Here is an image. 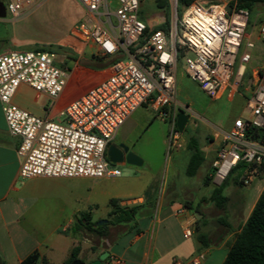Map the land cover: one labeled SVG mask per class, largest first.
Instances as JSON below:
<instances>
[{"label": "built area", "instance_id": "built-area-1", "mask_svg": "<svg viewBox=\"0 0 264 264\" xmlns=\"http://www.w3.org/2000/svg\"><path fill=\"white\" fill-rule=\"evenodd\" d=\"M40 1L5 0V12L18 17ZM75 1L84 12L77 29L96 46L97 54L110 62L105 79L59 111L64 123L34 115L12 102L21 83L50 97L63 90L68 68L56 63L55 52L27 49L0 53V104L9 133L19 137L15 153L21 179L119 176L120 170L108 161L106 149L119 126L141 105L168 121V147L178 146L182 132L176 128L177 113L186 115L185 126L196 127L201 119L176 100L178 59H183L187 77L216 99L224 91L233 93L240 84L254 46L246 37L249 10L238 7L235 0L208 5L193 0L181 6L179 17L173 14L177 0H168L172 17L165 29L156 28L162 22L149 25L139 18L141 0ZM256 23L258 37L264 42V16ZM250 80L246 116L234 117L228 127L212 125L209 129L211 139L219 143L210 163V176L217 184L238 165V181L243 186L264 172V70L255 72ZM191 234L189 225L182 227L184 238ZM203 257L197 255L190 264H199ZM118 262L111 257L100 264Z\"/></svg>", "mask_w": 264, "mask_h": 264}, {"label": "crops", "instance_id": "crops-1", "mask_svg": "<svg viewBox=\"0 0 264 264\" xmlns=\"http://www.w3.org/2000/svg\"><path fill=\"white\" fill-rule=\"evenodd\" d=\"M45 1L41 0L35 7L18 17H12L6 13L5 17L0 18V30H4L3 33L0 31V53L22 50L27 47H63L71 51L72 55L67 62L68 78L63 90L57 96L50 97L44 93H38L25 83L19 84L12 96V102L19 108L37 116L54 119L58 117L59 111L66 104L107 77L109 59L98 55L96 46L77 29V25L83 19L84 12L75 0H69L77 7V16L72 27L67 30V35L61 33L60 29L57 32L46 33L42 37L28 32L26 27L33 18L31 16L38 12ZM257 2H260L261 5L257 7L255 4L253 5L252 8L256 9L255 17L246 28V37L254 43L253 48L249 50L250 59L246 64V72L243 76L247 85L243 89L241 88L242 78L233 93L227 94L224 91L220 97L216 98L219 99L225 95L228 103L234 100L241 101L240 113H244V116H246L244 103L251 82L250 76L257 71L264 70V62L259 64L255 61L258 55L256 54L257 43L264 44L258 37L256 23L261 16H264L262 10L264 0ZM157 22L155 24L147 23L156 25ZM69 36L76 40L79 46L68 42ZM86 50L88 54L85 53ZM241 50H243V46L240 47L239 51ZM74 54H77L78 57H75ZM237 60L238 56L236 62ZM251 62L254 64H250ZM75 80L84 83V87L78 90ZM182 81L183 77L177 76L176 68L175 96L179 102L186 101L187 97V92L182 87ZM71 90L73 93H70ZM143 107L148 106H139L125 119L109 144L123 143L135 153L134 149L138 147V138L141 136H139V131L145 127ZM231 110L230 104L226 112ZM226 116L223 113L222 120L217 125L228 127L231 120L236 117L230 119ZM207 131L208 141L206 145L204 143V146H200V149L205 158L204 162L207 160V156L212 155L211 163L219 143L218 140L211 139L210 130L207 129ZM195 137L199 142L198 136ZM18 143L19 137L11 135L7 129L0 104V264H19L33 250H36L40 258H44L50 264H62L69 257L73 248L78 249L77 258L84 264H89L103 251L108 252L105 260L111 257L119 260L118 263L112 264H190L191 259L199 254L204 255L199 264H206L207 251L211 249V244L220 247L232 240L264 187V172L247 186L237 184L234 179H238L239 174L236 175L231 180V185L229 186L227 183L224 189V194L228 198L226 204H229V207L220 209V214L217 215V219L222 220L221 224L226 228L225 232L220 235L219 242L213 244L207 240V246H204L203 249L195 251L193 247L181 251L170 245L157 246V239H163L166 233L163 230L159 232L157 229L166 219L164 212L167 209L164 207L169 206L177 209L173 213L182 216L184 223L182 227L193 226L196 217L193 209L183 205L181 200L178 204L175 203L179 196L172 194V196L164 197L167 188V182L164 180L160 186L159 195L155 198L147 193L148 182L137 185L126 184L113 194L104 191L97 192L96 195L105 200L106 210L104 215H100L96 221H93L90 212L85 210L83 190L78 189L75 184V180L78 178L32 177L21 179L19 177V159L15 153ZM210 163L208 169L211 172ZM208 175L210 176V173ZM182 186L186 187L189 194L190 187H187L186 184ZM238 187H244L246 190H239ZM229 194H233V197H228ZM244 195L251 197V201L246 207H243ZM189 196L193 201L190 194ZM110 199L115 200L114 205L109 204ZM115 206L138 207L132 220L108 224L107 235L97 238L96 243L89 244L88 240L82 237L85 230L78 228V220L83 221L84 217L91 222L101 219L108 220L114 216L112 212ZM198 215L200 216L199 213ZM136 216L147 222L145 228L140 230L135 227ZM154 225L157 226L154 228ZM134 229L135 232L130 238L128 234Z\"/></svg>", "mask_w": 264, "mask_h": 264}, {"label": "rangeland", "instance_id": "rangeland-1", "mask_svg": "<svg viewBox=\"0 0 264 264\" xmlns=\"http://www.w3.org/2000/svg\"><path fill=\"white\" fill-rule=\"evenodd\" d=\"M1 1L3 3L5 2V0ZM162 1L163 7L158 8L155 5V0H141L138 11L139 18L147 21L149 24H155L157 21L162 22L161 24H164L166 21L170 22L172 17L171 7L168 0ZM197 1L202 5L220 2L219 0ZM255 5V7H257L260 6L261 3L256 2ZM255 10L256 9L254 8L250 10L248 22L252 21L255 17ZM262 10L264 11V7H262ZM181 11V5H177L175 11L173 10V14L179 17L178 13L180 14ZM76 16L77 7L69 0H46L38 9V12L31 16L33 18L29 21V25L26 29L31 34L40 37L46 33L50 34L52 32H57L58 29L61 30V33L66 34L67 30L70 29L75 22ZM0 31H2V33L4 32L3 29ZM68 42L75 46H79L78 42L70 36L68 37ZM27 49L32 50L35 48L27 47L22 50ZM49 50L55 52L57 64L67 67L69 57L72 55L69 49L56 47L50 48ZM256 51V54L258 55L255 61L261 64L264 62V44L257 43ZM85 53L88 54V51L86 50ZM74 55L75 57H78L77 54ZM185 56L192 57L191 53H186ZM63 60H65V63H63ZM255 61L253 62L256 63ZM254 63L251 62L250 64ZM183 68L184 61L182 58H179L177 61V76L183 77L182 87L187 92L186 101H183V103L187 104L201 118L200 121H197V126L188 127L186 125L184 131H182L179 136L178 146L170 148L167 143L168 122L160 119L152 109L143 107V121L145 122V127L139 131V136H141L138 138V147H135L134 149L135 154L142 159V164L140 166H133L127 163H115L114 166L120 170L119 177L78 178L75 180V184L78 189L83 190L85 210L89 211L93 221H96L100 215H104L106 210V202L96 195L97 192L104 191L113 194L116 190L126 184L137 185L142 182H148L149 187L147 193H150L151 197L155 198L158 197L160 186L164 180L167 182L164 197L172 196V194L179 196L175 200V203L178 204L181 200L183 205L193 209L196 218L193 226L190 227L192 230L191 236L189 238H184L182 235V226L184 224L182 216L173 213L174 210H177L176 208H171L169 206L164 207V209H167L164 212L166 219L157 229L159 232L163 230L166 233L163 239H157V246L163 245V247H166L167 245H170L179 248L181 251L182 249H191L194 247L195 251H197L198 249L204 248V246H201L197 238L199 233H206L207 240L214 244L219 242V237L225 232L226 228L217 219V215L220 214V209L207 200V196L213 186L218 185L216 182L212 181L211 176H209L210 180L208 181V185L204 183V176L207 174V171L211 174L208 167L212 155L207 156V160L199 166L193 176L189 177L184 172L188 159V150H186L187 137L198 136L200 146L202 147L204 146V143L206 145L208 141L207 129H210L212 125H217V123L222 120L221 117L223 113L224 116L227 115L226 117L230 119L234 116L244 117V113H240L242 107L241 101L237 102L234 100L231 103H228L225 95L219 99H212L207 96L185 75ZM75 83H77L78 90L84 87V83L80 80H75ZM241 84L242 89L247 85L244 78ZM70 93H73L72 90ZM230 104L232 110L226 112V109ZM51 120L64 123L62 117H57ZM237 173L238 172L235 170L228 176L227 183L229 186L231 185V180L238 175ZM185 184L187 187H190L189 194L193 198V201H191L186 187L182 186ZM238 189L246 190L244 187H238ZM228 197H233V194H229ZM243 200V207H246L251 201V197L249 198L244 195ZM228 205L229 204H226L225 207L228 208ZM135 223V227L141 230L145 228L147 222L144 219H138V216H136ZM156 226L157 225H154V228ZM134 232L135 229L134 231H131L128 236L131 238ZM82 237L86 238L89 244L97 242V237L93 233L85 231L83 232ZM211 246V249L207 251L206 264H221L226 254L227 243L225 246L220 247H215L212 244Z\"/></svg>", "mask_w": 264, "mask_h": 264}, {"label": "trees", "instance_id": "trees-1", "mask_svg": "<svg viewBox=\"0 0 264 264\" xmlns=\"http://www.w3.org/2000/svg\"><path fill=\"white\" fill-rule=\"evenodd\" d=\"M193 0H177V5H187ZM259 0H235L238 7H246L249 11L253 5ZM155 5L158 8L163 7L162 0H155ZM178 16L180 14L178 13ZM168 27V22L164 24L156 25V28L165 29ZM35 49L49 50L48 47H37ZM110 60L108 61V63ZM186 150H188V159L185 165V174L187 176H193L199 166L204 162L205 158L200 149V145L197 137L188 136L186 140ZM240 173V165L237 168L231 170L227 177L218 185L213 186L212 190L207 196L208 202L219 209H224L227 202V196L224 194V189L227 184L228 176L234 172ZM209 172V171H208ZM210 177L208 173L204 176V183L208 185ZM234 181L241 185L238 179ZM115 200L110 199L109 204L114 205ZM138 206L131 207H119L115 206L112 214L117 216L115 222L108 219L102 224L97 222H91L86 217L83 221L78 220L79 227L87 232L93 233L97 238H102L107 235V225L117 222H129L132 220L133 214L136 212ZM219 222L222 220L218 219ZM197 238L201 246H207L206 233H199ZM227 250L224 259L221 264H264V187L259 193L254 205L241 225L238 232H236L232 240L227 244ZM77 248H73L69 254V257L62 264H71L73 260L77 259ZM50 264L44 258H40L39 253L33 250L26 257H24L19 264Z\"/></svg>", "mask_w": 264, "mask_h": 264}, {"label": "water", "instance_id": "water-1", "mask_svg": "<svg viewBox=\"0 0 264 264\" xmlns=\"http://www.w3.org/2000/svg\"><path fill=\"white\" fill-rule=\"evenodd\" d=\"M230 6H226L229 10ZM5 7L4 3L0 0V18L5 17ZM187 117L183 112H178L176 115V128L178 131L182 132L185 128ZM106 157L109 162L115 163H127L133 166H140L142 164V159L129 149V147L123 143H110L106 149ZM117 216H112L110 221L114 222ZM107 219H101L97 221V224H102L106 222ZM108 255L107 251L101 252L97 258L90 261L89 264H100ZM71 264H84L80 259H75Z\"/></svg>", "mask_w": 264, "mask_h": 264}, {"label": "flooded vegetation", "instance_id": "flooded-vegetation-1", "mask_svg": "<svg viewBox=\"0 0 264 264\" xmlns=\"http://www.w3.org/2000/svg\"><path fill=\"white\" fill-rule=\"evenodd\" d=\"M185 129V128H184ZM188 130V129H187Z\"/></svg>", "mask_w": 264, "mask_h": 264}]
</instances>
